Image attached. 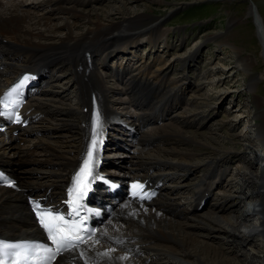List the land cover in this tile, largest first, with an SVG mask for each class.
Wrapping results in <instances>:
<instances>
[{
	"label": "bare ground",
	"instance_id": "obj_1",
	"mask_svg": "<svg viewBox=\"0 0 264 264\" xmlns=\"http://www.w3.org/2000/svg\"><path fill=\"white\" fill-rule=\"evenodd\" d=\"M88 1L90 0H40L39 6L48 11L42 14L24 8L22 1L0 0V94L26 70L33 71L36 75L35 79L45 85L49 80L48 72L52 66L56 67L58 63L65 62L73 68L81 95L80 106L76 109L54 108L50 102L29 100L24 115L29 120V124L7 125L4 130H0V166L12 173L18 179L19 185L17 188L0 183V235L22 237L38 233L39 229L27 202L28 195L43 196L48 203L60 201L64 187L71 181L72 173L86 157L94 136L98 135L93 145V151L97 154L105 130L114 123L119 125L122 121H126V117L119 116L107 101L110 98L105 92L106 89L110 91V87L105 86L103 72H98L96 68L97 62H106L108 57L117 53V50L123 51L135 47L133 42L144 34L150 33L152 43L158 42L164 35L161 32L163 22L159 18L154 20L148 16L127 18L123 16L124 22L114 23L116 29H113V26L98 20L99 13L80 9L90 4ZM57 9L66 11L69 18H74V21L69 18L65 20L64 35L55 33L61 26L58 22H52L54 18L50 13ZM248 13L257 18L255 7H251ZM256 21L258 35L264 45V19L261 17V20L257 18ZM80 26H84V29L75 32V28ZM159 32L161 35H157ZM225 35H219V43L222 42L221 45L227 46L234 58L235 66L246 73L253 64L252 58L243 55L235 43L225 39L228 36L224 37ZM38 37H46L48 40L42 41L43 39ZM118 46L124 47L117 49ZM125 63L117 65L115 72L118 77H122L125 70L128 71L127 73L131 72V62H128L130 65ZM212 73V69L208 70L207 76ZM143 74L144 76L132 74L130 79L124 81V86L121 88V91L132 93L129 95L130 103L140 106L141 109L135 121L128 124L140 136L137 146H134L137 147V155H127L133 158L130 162L131 167L125 168L121 162L123 158H118L120 160L107 158L100 163L98 155L97 162L94 163L98 170L109 173L118 181L126 183L129 179L140 178L146 180L147 186L162 188L164 186L162 180H165L168 174H161L160 171L152 172L151 169L168 164V157H162L160 154L173 152L179 145L172 149L166 145V147L155 146L157 153L152 155L144 151L146 144L155 145L157 142L160 144L161 141L173 143L175 139H181L184 148L208 149L207 153L210 155L208 172L197 188L196 203L193 209L180 207L169 193L163 192L165 187L161 189L160 195L151 201H137L131 200L125 194L117 193L112 196L108 191V195L105 187L100 186L96 190L98 205H105L118 195V201L114 202L113 209L116 210L113 216L105 218L96 238L86 242L87 245L80 249L75 248L64 254L57 260V264H264L263 100L251 96L255 122L251 125L249 133L239 134L237 137V140L243 139L244 149L253 152L251 157L245 153L239 155L242 162L241 170L238 172L241 179L239 206L231 214H225L227 211L222 204L213 205L209 211L200 210L201 203H207V199L223 184L227 170L222 166L228 160L235 159V156L231 155L230 151H216L213 145L219 143L216 138L204 134L198 137L195 133L187 135L175 125L162 129L163 132L160 130L161 133L142 131L147 121L161 120L163 116H168L175 109H179L184 100L186 102L183 96V93L185 94L183 82L186 84L184 79H177L174 81L175 84L171 85L165 82L164 77H158V72L156 74L154 71L151 74V77H155L153 81L150 77L147 78L146 72ZM247 75L251 73L248 71ZM165 77L168 80V76ZM137 81L146 83L145 89L151 87L149 96L140 95V88L143 87H139L141 84ZM259 81L253 74L249 88H255ZM35 90L43 92L44 89L36 86ZM210 98L213 102L207 100L206 106L213 108L214 102L220 100L221 96ZM186 103L191 101L188 99ZM194 107L196 110L192 117L203 113V109L197 111L200 104L195 103ZM192 117L182 116L180 121L185 124L192 123ZM116 118L121 121H116ZM122 126L125 128L123 129ZM122 126L120 127L123 131L129 134L115 131L112 140H117L118 146L130 151L134 143L133 138L130 137L132 131L130 132L125 125ZM16 131L18 134H15ZM66 131L79 133L81 136L79 143H69L70 139L64 140L62 133ZM119 133L121 135H118ZM176 134L178 137L175 136ZM229 138L232 139L231 136ZM26 139H29L31 144L22 147V143L19 142ZM229 142L233 146L236 144L234 139ZM9 149H12L14 159L6 156ZM217 153L219 155L215 157ZM189 156L190 153L181 152L178 164L192 165L193 158L190 159ZM254 157L257 162L260 161L261 168L253 160ZM55 167L58 169L56 170ZM214 174L221 180L217 179L212 184L209 177ZM227 184L231 192H238L237 186L232 181L229 180ZM256 235L262 237L259 245L261 249L258 248V251L255 247L258 245ZM209 237L217 239L216 242L219 243L217 245L212 243ZM226 242H231L234 246V253L230 254L221 247Z\"/></svg>",
	"mask_w": 264,
	"mask_h": 264
},
{
	"label": "rangeland",
	"instance_id": "obj_2",
	"mask_svg": "<svg viewBox=\"0 0 264 264\" xmlns=\"http://www.w3.org/2000/svg\"><path fill=\"white\" fill-rule=\"evenodd\" d=\"M2 1L14 2L16 0ZM19 1L24 2V8L28 10L38 11L42 14L48 12L42 9V6H39V4L41 5L40 0ZM88 2L90 4L80 7V9L91 13H99L98 20L103 24L113 26V29H116L114 27L116 24L114 23L124 22L125 19L122 18L123 16H126L125 18L129 16H148L154 20L159 18L163 22L161 32L164 35L159 38L158 42L152 43L150 33L144 34L142 37H139L140 39H136L133 42L135 47H130L123 51L117 50V53L108 57L106 62H104L106 65L100 63V61L97 62L96 68L98 72H103L102 74L106 81L104 83L105 86L110 87V91L106 89L105 93L106 95L109 94L111 101H107L112 109L118 112L119 116L126 117L127 121L125 122L129 124L131 121H135L136 115L139 114L141 109L139 108L140 106L130 103L129 98L131 96L129 97V95H132V93L121 91L122 86H124V81L127 78L130 79L132 74L144 76L143 72H146L148 76H145L147 78L150 77L153 81L155 77H151V74L155 71L156 74L158 72V77H164L165 82L171 83V85L175 84L174 81L177 79H184L186 84L183 82V88L185 90L183 96L186 98V102L189 99L191 103H186L184 100L179 109H175L168 116H163L161 120L147 121L142 131L156 133L157 131H162V129L164 130V128L168 129L175 125L187 135L195 133L199 137V135L204 134V136H212L216 140H219V143L213 144L214 149L219 152L230 151V154L235 156V159L228 160L222 166L224 167L223 169L227 170L223 184L214 191V195L207 199V203H201L199 209L209 211L213 205L222 204L227 211L225 214L233 213L241 201V194L239 193L241 179L238 172L241 170L242 162H240L239 155L245 153L250 157L253 156V152L250 149L243 148L245 147L243 145V139L237 140V137L239 134L249 133L251 131V125L255 122L252 114L253 106L250 102L251 96L254 95V97H258L264 102V45L260 41L258 23L256 21L257 18L261 20L262 17L264 19V0H90ZM251 7H255L257 18L248 13ZM50 14L54 18L52 22H58L60 23L59 26L62 27L57 28L55 33L64 35L66 27L63 24L69 18L67 12L57 9ZM69 19L74 21L73 17ZM231 21L234 22L232 23ZM84 26L75 28V32L82 31ZM157 35H161V33L159 32ZM219 35L227 36L225 39L235 43L243 55L252 58L253 64L248 69L251 75H247L248 71L245 73L235 66L234 58L227 46L221 45L222 42L219 43ZM40 38L41 40L43 39L42 41L48 40L46 37H38V39ZM121 47L124 46H118L117 49ZM189 56L191 58L186 60ZM126 61L127 63H125ZM122 62L125 64L131 62L130 69L132 68L131 72L133 73H127L128 71L125 70L121 75L122 77H118V74L115 72L116 67ZM56 67L52 66L50 72H48L49 80L43 86V92L37 93L35 95L36 98L33 100L50 102L54 108H78L81 103V95L74 78L73 68L65 62L58 63ZM210 69L213 70V73L207 76V71ZM106 74L109 75L106 76ZM253 74L260 81L255 85V88L250 89L249 83ZM165 76H168V80L165 79ZM137 83L141 84L139 87H143L140 88V95L147 96L152 91L149 86L146 89L144 88L146 83L142 84L139 81ZM144 91L147 93H143ZM219 95L221 98L214 102L215 105L213 108L206 106L207 100L213 102V99L210 97H220ZM195 103L200 104L197 111L203 109V113L199 116L192 117L193 112L196 110L194 107ZM182 116H191L192 123H182L180 121ZM73 118L77 119V117ZM115 129L118 132H124V128H119L120 130ZM121 133L118 135H121ZM62 134L64 135V140L70 139L68 141L69 143H79V139H81L79 133L76 134L75 131H66ZM175 136L178 137L177 134ZM230 136L232 139H228ZM136 137L140 139L139 134ZM29 139L22 140L19 143H22V147H27L31 144ZM233 139L236 143H232L235 144L234 146L229 142L230 140L233 141ZM180 140L175 139L173 143L170 141L167 143L161 141L160 144H158L159 142L155 143V145L146 144L144 151L146 153H152L153 155L157 153V150L154 149L155 146H167L169 149H172L174 146L177 147L179 145L177 147L179 151L174 150L173 152H162L160 154L162 157L167 156L170 164L168 163L158 168L154 167L151 170L152 172L160 171L159 173L161 174H168L164 180L165 188L163 192L169 193L174 202L180 207L193 209L197 200V188L208 172V156L210 155L207 153L209 151L208 149L201 150L196 147L184 148V144ZM109 141L106 142L105 148L107 155L110 157L108 160H120L118 158H123L121 161L122 164L125 165V168H130V162L133 158H129L127 155H137V147H134L137 146L135 144L137 142L133 143L130 151H127V149L117 145V140ZM11 150L9 149L7 151L6 156L14 159L15 156ZM181 152L190 153L189 158H193L191 159L192 165H190L191 163L187 166L178 164ZM218 155L219 153L215 157H218ZM253 160L256 161V158L254 157ZM259 162L256 161V164L258 163V167L261 168ZM55 169L57 170L58 168L55 167ZM105 170L107 171V167H105ZM209 179L212 180H210L212 183L218 177L214 174ZM229 180L237 186L238 192L234 193L229 190L227 184ZM255 239L256 244H258L255 247L258 251L262 237L256 235ZM216 240L209 237V241H213L212 243L217 245L219 241L216 242ZM221 247H224V250L230 254L235 251L231 242H226Z\"/></svg>",
	"mask_w": 264,
	"mask_h": 264
},
{
	"label": "snow or ice",
	"instance_id": "obj_3",
	"mask_svg": "<svg viewBox=\"0 0 264 264\" xmlns=\"http://www.w3.org/2000/svg\"><path fill=\"white\" fill-rule=\"evenodd\" d=\"M14 91H16V89H14ZM89 160H91V153H89ZM77 184H78V189H79V187H80V180H79V177L77 178ZM78 189H76V190H78ZM76 190H74V191H76ZM50 219H51L52 221H61V220H62V218H61V217H58V216H53V217H51ZM65 223H66V222H65ZM41 224H43V226H44L45 228L48 229V234H49V236L52 237L53 242L57 244V246H58V250H59V248L65 246L64 243H63V241L67 240V236H62L61 239H60L59 241L57 240V235H58L59 233H61V232L64 231L63 228L57 227L55 224L50 225V224H48V223H45L43 217L41 218ZM53 229H55V234H54ZM4 247H5V249H7V248H9V247H17V246H16V245H4ZM44 251L49 252V251H51V250L45 248ZM17 254H18V253H17Z\"/></svg>",
	"mask_w": 264,
	"mask_h": 264
}]
</instances>
